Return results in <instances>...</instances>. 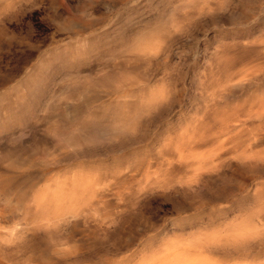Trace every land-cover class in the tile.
I'll list each match as a JSON object with an SVG mask.
<instances>
[{"label":"rangeland","instance_id":"rangeland-1","mask_svg":"<svg viewBox=\"0 0 264 264\" xmlns=\"http://www.w3.org/2000/svg\"><path fill=\"white\" fill-rule=\"evenodd\" d=\"M0 216V264H264V0H0Z\"/></svg>","mask_w":264,"mask_h":264},{"label":"bare ground","instance_id":"bare-ground-1","mask_svg":"<svg viewBox=\"0 0 264 264\" xmlns=\"http://www.w3.org/2000/svg\"><path fill=\"white\" fill-rule=\"evenodd\" d=\"M153 31V30H152ZM149 38V37H148ZM63 191V190H62ZM63 194V193H62ZM64 195V194H63ZM43 201L37 200L34 202V207L38 210L40 204H42ZM44 204V203H43ZM42 206V205H41ZM42 227V226H41ZM47 232V231H46ZM50 232V231H49ZM48 232V234H49ZM23 240H25V235L22 233V231L14 230L11 231L7 229L3 222H2V217L0 216V249L4 245H10V244H19L23 243ZM57 251H54L53 253H56ZM58 254V253H57Z\"/></svg>","mask_w":264,"mask_h":264}]
</instances>
